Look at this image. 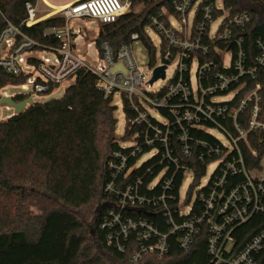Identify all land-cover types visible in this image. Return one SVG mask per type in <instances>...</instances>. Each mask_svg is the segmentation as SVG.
I'll return each mask as SVG.
<instances>
[{"label": "built area", "instance_id": "built-area-1", "mask_svg": "<svg viewBox=\"0 0 264 264\" xmlns=\"http://www.w3.org/2000/svg\"><path fill=\"white\" fill-rule=\"evenodd\" d=\"M129 7L128 0H74L55 10L64 26L44 31L55 42L48 45L6 20L0 31V69L20 75L34 66L41 77L26 82L36 93L49 84L72 83L84 69L103 98L115 105L120 97L125 128L105 162L99 228L106 244L127 253L129 262L138 264L148 256L165 260L173 245L186 252L204 236L208 264H257L264 252V154L253 165L259 155L250 135L264 130L257 79L264 69V36L249 39L250 14L232 11L221 0H173L171 11L161 9L150 17L149 28L160 37L158 62L144 69L138 65L133 52V43L140 41L137 32L116 47L102 40L96 62L82 58L70 22L112 23ZM25 10L24 25L41 19L35 4L26 3ZM171 64L167 83L146 90L156 81L149 83L154 68L165 65L164 77L158 78L163 80ZM218 96L226 99L217 101ZM214 130L224 134L225 143ZM255 217L261 221L257 230L237 246L236 231Z\"/></svg>", "mask_w": 264, "mask_h": 264}, {"label": "trees", "instance_id": "trees-1", "mask_svg": "<svg viewBox=\"0 0 264 264\" xmlns=\"http://www.w3.org/2000/svg\"><path fill=\"white\" fill-rule=\"evenodd\" d=\"M172 1L130 0L127 12L112 23L99 25L95 45L108 40L116 47L137 32L152 52L145 28L150 17L161 9L171 11ZM221 1L232 11L250 14L251 23L246 28L249 39L264 36V0ZM36 2L0 0V31L8 20L37 42L55 44L44 31L64 26L60 14L30 26L23 24L25 4ZM140 5L143 8L135 12ZM29 75H12L0 69V89L24 84ZM257 79L262 86L260 108L264 119V69L258 71ZM58 85L49 84L40 93H49ZM24 98L28 96L14 95L16 101ZM115 113L111 99L103 98L96 89L94 76L80 69L60 97L33 101L20 113L0 120V264H132L127 253L106 244L105 231L99 228L103 206L100 212L96 208L85 210L91 203L96 201L98 206L106 198L102 187L108 178L106 159L116 146ZM250 143L259 155L252 163L258 165L264 154V130L253 131ZM8 201L10 207H5ZM260 222V217H255L238 228L236 245H242L255 233ZM208 262L205 239L200 236L186 252L173 245L165 260L148 256L138 264ZM257 264H264V252L259 254Z\"/></svg>", "mask_w": 264, "mask_h": 264}, {"label": "rangeland", "instance_id": "rangeland-1", "mask_svg": "<svg viewBox=\"0 0 264 264\" xmlns=\"http://www.w3.org/2000/svg\"><path fill=\"white\" fill-rule=\"evenodd\" d=\"M60 1H67V0H58ZM130 2V0H128ZM131 4V2H130ZM143 7L140 5L135 8V12H138ZM36 9L39 12L38 14H42L45 11V7H43L41 4H37L36 2ZM48 10V9H47ZM172 21L175 22V19L172 18ZM176 23V22H175ZM100 23L95 19H89V18H80L78 20H72L70 22V27L73 30L75 36H74V44L76 45L78 54L85 59L91 60L92 62H96L98 60V52L97 47L95 45V35L98 31ZM146 32L151 40V45L153 46L154 50L152 52H149L147 48L143 45L141 41H135L133 43V52L134 56L136 58V61L138 65L144 69L148 67V62H158L160 59V37L157 34V32L149 28L150 24L147 26ZM89 44V45H88ZM174 70V65L171 64L168 66L166 70V77L165 79L161 80L158 79L154 82L152 86H146V90L148 91H154L156 89L161 88L164 86L167 81L171 78ZM27 71L30 73L29 79L34 80L36 77H41L38 70L34 66H30ZM27 83V82H26ZM70 81H64L60 83L58 86L54 87L53 90H51L49 93H36L32 90V84L27 83L26 89H22L21 85H6L3 88L0 89V96L1 95H16V94H23L27 95L29 98H31L34 102H44L50 99L58 98L60 97L65 88L70 85ZM226 99L224 96H218L215 98L217 101H222ZM115 106H116V118H117V124H116V141L121 140V136L123 135L124 128H125V114L122 108V101L119 96L115 97ZM13 110L11 108H7L4 104L0 106V120H5L10 115H12ZM153 114H155V111H153ZM213 134L221 141L226 142V137L224 134H222L219 130H214ZM212 170V166H210L206 172V174L201 179V184H204L207 182L210 172ZM260 175H264V162H262V170L260 172ZM190 177V176H189ZM190 180L185 182L184 186H187L189 184ZM184 190V189H183ZM183 194V191H182ZM97 206V202L91 203L88 208L85 210H92L94 211ZM5 207H10V202L8 201L5 203ZM33 208V207H32ZM34 212H38L36 208L32 209ZM96 210V209H95ZM87 222H90V217H87Z\"/></svg>", "mask_w": 264, "mask_h": 264}, {"label": "water", "instance_id": "water-1", "mask_svg": "<svg viewBox=\"0 0 264 264\" xmlns=\"http://www.w3.org/2000/svg\"><path fill=\"white\" fill-rule=\"evenodd\" d=\"M164 69L165 65H160L154 68L153 74L151 79L149 80V83H152L153 81L157 80L158 78L164 77ZM33 103V100L31 98H24L22 100L16 101L14 99V96L12 95H1L0 96V106L4 104L7 108H11L13 110V114L20 113L27 105H30ZM103 206V203H100L97 208L96 212H100L101 208ZM130 209V208H127ZM137 212H140L139 209L136 210Z\"/></svg>", "mask_w": 264, "mask_h": 264}, {"label": "crops", "instance_id": "crops-1", "mask_svg": "<svg viewBox=\"0 0 264 264\" xmlns=\"http://www.w3.org/2000/svg\"><path fill=\"white\" fill-rule=\"evenodd\" d=\"M72 1L74 0H67V1H60V2L58 0H37V4H41L43 7H45V11L42 14H39V16L41 19H43L45 17L53 15L55 14L54 13L55 10H58L59 7H62Z\"/></svg>", "mask_w": 264, "mask_h": 264}, {"label": "bare ground", "instance_id": "bare-ground-1", "mask_svg": "<svg viewBox=\"0 0 264 264\" xmlns=\"http://www.w3.org/2000/svg\"><path fill=\"white\" fill-rule=\"evenodd\" d=\"M54 8H56V7H54ZM59 8H61V7H59ZM59 8H58V9H59Z\"/></svg>", "mask_w": 264, "mask_h": 264}]
</instances>
